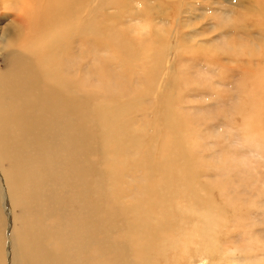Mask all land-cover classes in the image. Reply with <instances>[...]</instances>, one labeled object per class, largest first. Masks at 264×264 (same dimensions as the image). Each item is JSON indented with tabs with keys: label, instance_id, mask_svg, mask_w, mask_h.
Returning a JSON list of instances; mask_svg holds the SVG:
<instances>
[{
	"label": "bare ground",
	"instance_id": "1",
	"mask_svg": "<svg viewBox=\"0 0 264 264\" xmlns=\"http://www.w3.org/2000/svg\"><path fill=\"white\" fill-rule=\"evenodd\" d=\"M86 1L18 5L30 32L0 73V264H180L194 244L223 253L225 229L249 227L236 201L216 199L224 182L200 176L192 122L169 88L156 115L128 117L146 94L133 67L153 49L155 71L157 49L110 34L98 8L81 16ZM249 80L236 113L246 135L264 137V74ZM178 161L189 179L174 188Z\"/></svg>",
	"mask_w": 264,
	"mask_h": 264
},
{
	"label": "rangeland",
	"instance_id": "2",
	"mask_svg": "<svg viewBox=\"0 0 264 264\" xmlns=\"http://www.w3.org/2000/svg\"><path fill=\"white\" fill-rule=\"evenodd\" d=\"M262 1L116 0L104 6L101 0H87L80 7L84 18L98 8L91 17L109 27L117 38L121 34L131 40L127 42L157 49L155 71H151L153 49L133 67L132 84L146 94L134 99L141 110H132L128 117L140 122L143 115H156L162 94L169 88V97L192 122V154L198 158L200 176L224 182L225 187L214 192L216 199L236 201L242 210L240 222L249 227L246 235L242 228L227 227L221 254L208 251L206 245H192L180 264H264L259 249L264 243V137L246 135L236 113L240 105L248 104L245 95L251 89L250 77L264 74ZM20 2L0 0V41L6 39L5 46L14 42L0 52V73L18 59L14 54L17 44L30 32L26 13L20 14ZM259 6L263 8L260 17ZM13 23L19 27L9 30ZM105 54L101 51L99 55ZM112 64L116 70L121 68L117 62ZM175 75L186 81L175 86ZM174 165L172 181L177 188L189 178L180 174L181 161ZM13 213L17 215L19 209ZM7 229L5 224V234ZM254 232L260 238L248 239Z\"/></svg>",
	"mask_w": 264,
	"mask_h": 264
}]
</instances>
